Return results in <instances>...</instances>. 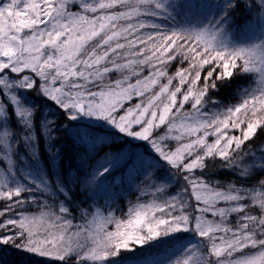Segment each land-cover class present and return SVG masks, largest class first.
<instances>
[{"label": "snow or ice", "instance_id": "6c2138e0", "mask_svg": "<svg viewBox=\"0 0 264 264\" xmlns=\"http://www.w3.org/2000/svg\"><path fill=\"white\" fill-rule=\"evenodd\" d=\"M243 3L258 15L235 35L237 0H0V248L59 264H264V145L243 147L264 128V0ZM177 60L188 66L169 74ZM237 76L253 78L237 84L239 102L209 108ZM60 116L74 122L65 131L85 119L99 129L68 132L78 146L94 152L115 137L130 147L105 154L82 182L58 170L50 179ZM217 158L256 186L197 175ZM125 169L143 178L148 199L138 197L125 218L80 209L74 224L68 185L91 199ZM25 205L38 212L25 214ZM137 246L157 250L135 255Z\"/></svg>", "mask_w": 264, "mask_h": 264}, {"label": "trees", "instance_id": "16d2710c", "mask_svg": "<svg viewBox=\"0 0 264 264\" xmlns=\"http://www.w3.org/2000/svg\"><path fill=\"white\" fill-rule=\"evenodd\" d=\"M223 3V0H220ZM238 6L234 10H229V17H230V25L229 27L232 29V33L235 35H239L244 28H246L247 23L249 21L255 22V19L258 15L257 9L253 7L252 12L250 13L244 6L243 0H237ZM187 67V63L181 64L180 60H177L169 65V74H172L176 71L178 67ZM208 69L205 66V69L202 71V77L207 74ZM116 79L117 77L114 75L112 77ZM202 83V81H201ZM253 83V78L251 76H237L230 87H222L218 93H212L209 97L210 101H216V105L209 104V108L213 107H222L227 108L229 105L237 104L239 102V97L237 93L239 89L237 88V84L241 86H248ZM28 97H30L36 105L40 108H43L44 101L41 97H38L35 91H28ZM136 101H132L134 104ZM187 107H190L188 105ZM53 118V117H50ZM37 125L36 131L39 135L40 132V125L39 120L41 119V113L38 111L37 113ZM57 121V130L54 133L55 139L53 143L56 145L57 148L60 149V159L57 163H54L51 166L49 171V178L51 179L52 171H59V173L71 179L73 177H79L81 182L83 181L86 174L90 171L91 167L105 154H112L115 153L117 150L121 149L122 147L127 149L130 145L127 143L128 138H120L116 139L115 137L112 138L114 142H110L107 146H98L96 150H93L85 145H79L78 142H73V136L69 135L68 132L75 133L76 131L84 132L88 131L90 134H95L96 131L99 129H95L91 127L90 122L85 119L80 121V128H69L68 131L64 130L65 125H71L74 122L68 121L63 116L56 118ZM230 134L233 135H241L238 130H233ZM213 138H209L211 141ZM136 141H132V144H136ZM142 143V142H140ZM264 145V128H261L257 131L256 135L253 139L246 142L243 146L245 150L248 148L256 149ZM39 154L41 160L44 162V167L49 168L48 162V152H47V145L44 139L39 140L38 144ZM21 151H25L21 149ZM55 151V149H53ZM119 167V165H118ZM159 174V173H158ZM197 175H203L208 181L213 183L220 182V183H228V182H235L237 184L246 183V186L253 187L256 186V177L247 182L242 180H237L233 174L223 168H221V164L219 159L216 160L209 159L207 161V168L203 173L197 171ZM143 178H136V173L133 172L131 169H125L123 173V177H121L120 172H116V180L112 187H109L106 192H101L98 195L88 199L84 194V189L81 186L76 185L75 183H71L68 185L69 188L73 189L72 198L70 201H66L67 206L71 210V217L73 219L74 224L81 223V212L80 209H87L88 211H94L95 208H100L104 214L106 215L107 212L112 209L114 210V215L125 218L124 214L127 212V209L130 204H134L137 202V198L139 197L141 201L147 200V196H141L140 190L143 188L141 184V180ZM181 183H183L181 181ZM178 185H173L170 188V192L176 191ZM92 189H89L91 191ZM43 199V197H41ZM54 198L49 197L48 203L51 204ZM57 203L59 199H63V197L55 198ZM0 207H3V204H0ZM22 211L25 214H35L38 212V208L36 205H25ZM258 211V210H257ZM113 226L109 225V230H112ZM180 236L185 237V243L187 242V238H189V234L181 233ZM149 251H156V248H144L141 249L139 246L136 248L135 255H141L144 252ZM129 254L133 255L132 253H127L122 251L121 258L130 256ZM0 264H59V262H49V259L46 257H38L33 254L17 251L12 248H0ZM69 264H73V261H69Z\"/></svg>", "mask_w": 264, "mask_h": 264}, {"label": "rangeland", "instance_id": "374dc122", "mask_svg": "<svg viewBox=\"0 0 264 264\" xmlns=\"http://www.w3.org/2000/svg\"><path fill=\"white\" fill-rule=\"evenodd\" d=\"M158 22H159V21H158ZM137 150H139V149H137ZM146 251H149V250L147 249ZM129 255H131V254H129Z\"/></svg>", "mask_w": 264, "mask_h": 264}]
</instances>
